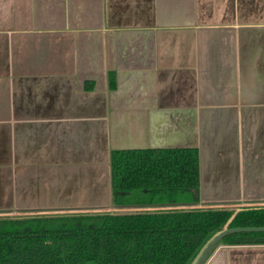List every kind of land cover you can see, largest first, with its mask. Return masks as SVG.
I'll return each instance as SVG.
<instances>
[{"label": "crops", "instance_id": "obj_1", "mask_svg": "<svg viewBox=\"0 0 264 264\" xmlns=\"http://www.w3.org/2000/svg\"><path fill=\"white\" fill-rule=\"evenodd\" d=\"M140 148L197 150L194 206L264 205V0H0V212L118 210Z\"/></svg>", "mask_w": 264, "mask_h": 264}, {"label": "trees", "instance_id": "obj_2", "mask_svg": "<svg viewBox=\"0 0 264 264\" xmlns=\"http://www.w3.org/2000/svg\"><path fill=\"white\" fill-rule=\"evenodd\" d=\"M109 164L118 210L0 215V264H190L234 211L194 206V148L113 149ZM228 225H264V205L241 206ZM257 243L264 244V231L227 232L208 253Z\"/></svg>", "mask_w": 264, "mask_h": 264}, {"label": "water", "instance_id": "obj_3", "mask_svg": "<svg viewBox=\"0 0 264 264\" xmlns=\"http://www.w3.org/2000/svg\"><path fill=\"white\" fill-rule=\"evenodd\" d=\"M238 211H240V207H235L231 216L224 223V227L221 230L212 234L210 237H208L205 243L200 247V249L194 255L190 264H201L202 261L205 259L206 255L208 254V251L214 245L215 241L227 232L256 231V230L264 231V225L240 226V227L228 225Z\"/></svg>", "mask_w": 264, "mask_h": 264}, {"label": "rangeland", "instance_id": "obj_4", "mask_svg": "<svg viewBox=\"0 0 264 264\" xmlns=\"http://www.w3.org/2000/svg\"><path fill=\"white\" fill-rule=\"evenodd\" d=\"M94 211V210H93ZM91 211V212H93ZM99 211H106V210H99ZM65 211H61V212H45L46 214H61ZM86 212H90V211H86ZM40 214V215H43L45 213H42V212H34V213H28V214ZM28 214H25V213H21V212H17V211H12V212H0V215H6V216H12V215H28Z\"/></svg>", "mask_w": 264, "mask_h": 264}]
</instances>
